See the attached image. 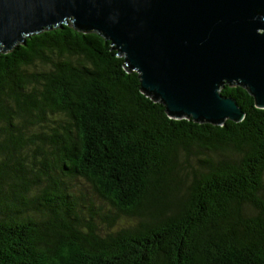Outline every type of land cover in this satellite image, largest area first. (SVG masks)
Instances as JSON below:
<instances>
[{"label": "trees", "instance_id": "trees-1", "mask_svg": "<svg viewBox=\"0 0 264 264\" xmlns=\"http://www.w3.org/2000/svg\"><path fill=\"white\" fill-rule=\"evenodd\" d=\"M169 116L70 19L0 49V264H264V108Z\"/></svg>", "mask_w": 264, "mask_h": 264}, {"label": "water", "instance_id": "water-1", "mask_svg": "<svg viewBox=\"0 0 264 264\" xmlns=\"http://www.w3.org/2000/svg\"><path fill=\"white\" fill-rule=\"evenodd\" d=\"M68 18L110 40L171 117L242 120L226 85L264 108V0H0V47Z\"/></svg>", "mask_w": 264, "mask_h": 264}, {"label": "rangeland", "instance_id": "rangeland-1", "mask_svg": "<svg viewBox=\"0 0 264 264\" xmlns=\"http://www.w3.org/2000/svg\"><path fill=\"white\" fill-rule=\"evenodd\" d=\"M70 19H71V18L66 19L65 22L69 21ZM71 20H72V19H71ZM72 21H73V20H72ZM62 23H64V22H62ZM62 23H60V24H62ZM60 24H59V25H60ZM50 27H51V26H49V27H47V28L49 29ZM51 28H52V27H51ZM44 29H46V28H44ZM44 29H42V30H44ZM42 30H41V31H42ZM41 31H39V32H41ZM35 33H38V32H35ZM35 33H33V34H35ZM31 35H32V34H30L29 36H31ZM25 39H26V38H25ZM22 42H23V41H22ZM19 43H21V42H19ZM19 43H18V44H19ZM0 49H4V47L1 46ZM9 49H11V48H9ZM9 49H4V50H9Z\"/></svg>", "mask_w": 264, "mask_h": 264}]
</instances>
